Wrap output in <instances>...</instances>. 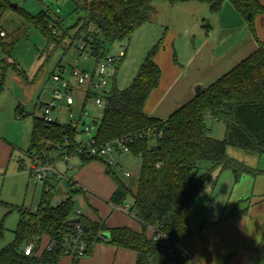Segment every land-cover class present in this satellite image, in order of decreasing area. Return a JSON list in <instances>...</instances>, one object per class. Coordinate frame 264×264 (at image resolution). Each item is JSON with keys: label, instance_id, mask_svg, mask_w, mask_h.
Masks as SVG:
<instances>
[{"label": "trees", "instance_id": "1", "mask_svg": "<svg viewBox=\"0 0 264 264\" xmlns=\"http://www.w3.org/2000/svg\"><path fill=\"white\" fill-rule=\"evenodd\" d=\"M167 1L174 4L188 0ZM198 1L208 3L210 10L217 13L224 0ZM229 1L256 37L255 20L264 11L262 2ZM80 8L85 16L79 37L83 33V40L92 39L85 51L91 48L97 60L105 55L100 36L112 42L130 39L138 27L158 12L154 0H89L75 10ZM10 11L20 13L25 22L37 27L48 43L56 41L58 25H51L48 11L32 15L18 6L13 7L10 0H0V33L4 32L2 19ZM160 47L161 42L147 53L128 87L118 88L114 80L103 94L101 117L94 120L95 145L128 139L130 152L141 158L137 180L126 183L115 176L116 189L110 198L115 205H123L131 196V211L141 229L108 227L104 220L92 219L78 211L72 218L73 196L82 193V189L73 188L74 184L70 182L68 197L53 204L54 187L47 188L44 184L35 210L24 205L10 206V211L18 212L19 220L12 242L0 250V264H64L70 245L77 237L85 245L84 257L93 254L97 243L105 242L117 248L134 250L136 264H183L185 257L170 250L169 246L161 245L153 237L163 234L170 241L180 244L191 236L192 204L200 191V184L195 178L201 162L210 161L222 171L230 170L235 183L244 174L258 173L230 157L227 147L235 146L264 154V42L258 40L255 51L214 82L202 87L200 93L180 105L166 119L145 112L146 100L158 88L162 76L161 67L154 59ZM3 81L4 75L0 90ZM16 116L19 119L32 117L30 144L26 151L29 158L48 162L64 154L78 155L81 144L77 139L80 133L78 126L46 121L35 113H26L20 105L16 108ZM207 118L224 122L223 139L211 135ZM23 164L24 160H21L20 168ZM76 218L79 222H72ZM78 225L82 228L81 233H78ZM204 227L202 223L201 228ZM105 232L110 234L107 239L102 237ZM31 241L35 242L33 254L26 255L23 248ZM51 243L54 246L48 251ZM81 258L75 253L71 264H81Z\"/></svg>", "mask_w": 264, "mask_h": 264}, {"label": "rangeland", "instance_id": "2", "mask_svg": "<svg viewBox=\"0 0 264 264\" xmlns=\"http://www.w3.org/2000/svg\"><path fill=\"white\" fill-rule=\"evenodd\" d=\"M88 1L10 0L12 5L32 15L43 10L49 12L52 18L51 25H58L55 33L56 41L51 43H48L37 27L25 22L21 14L16 11L7 12L2 19L5 35L0 39V82L4 75L3 87L0 90V250L12 242L19 220L18 212L10 211V206L24 205L35 210L44 187L42 182L30 175L33 162L26 155L32 132V117L17 118L16 108L21 105L28 113L41 116V111L35 106L39 99L45 103L51 95L54 74L72 79L71 72L74 67L94 70L97 58L90 52L81 53L79 50L83 35L81 33L79 37V30L85 12L81 8L75 10L78 5L83 6ZM154 5L158 10L157 14L138 27L130 39L124 38L112 42L100 36L105 48L104 56L118 59L114 67L108 68L107 88L111 87L114 80L118 88L128 87L147 53L159 42L161 47L154 59L160 58L159 62L167 80L172 81L177 78L174 67L183 68L188 72L187 68L190 65L186 62L195 47L206 39L205 32L202 35L193 34L196 30L195 25H192L193 20H197L200 25H206L207 32L212 28V40L217 37V33H220L221 27L216 23L215 15L206 2L188 0L171 4L167 0H154ZM123 48L125 56L118 58ZM193 65L190 68H193ZM197 86L201 84H195L194 91ZM75 97L76 102L72 107L75 115L79 116L85 103L84 109L89 113L88 117H84L87 123L92 124L101 117L103 107L95 105L94 97H89L84 102V93L80 89H75ZM67 109L65 107L62 109L63 115L66 114ZM58 112L59 109L53 110L51 115L56 116ZM206 123L214 138H224V122L207 118ZM95 131L96 128L91 130L90 134H81L82 138L87 139L94 135ZM12 148L14 149L11 156ZM227 153L258 173L244 174L239 182L235 183L234 175L230 170L222 171L210 161L201 162L199 174L195 178L200 184V191L192 204L193 226L197 220L200 223L205 218L204 209L208 208V211H211L215 207L217 214L228 213L238 199L240 204L248 202L247 198L251 196L257 179L259 184L264 182V154L235 146H228ZM21 160H24L23 168L19 165ZM85 160L79 155H74L71 163L75 169L69 172L68 176L77 181L78 186L92 191L100 199H108L114 187L115 176L126 182L136 181L142 163L141 158L131 152L123 157L114 153V160L119 161L120 164H109V172H107L109 158L104 157L102 160L94 157ZM57 168L60 171L66 169L63 163H58ZM126 171L131 176H125ZM70 182L72 181L66 177L59 182L56 179L50 180L54 187L53 204L58 203L59 198H67ZM245 198L246 200L242 201ZM88 208L81 196H73L72 218H75L77 210L86 212ZM95 249L96 245L94 251ZM101 262L105 263L104 258Z\"/></svg>", "mask_w": 264, "mask_h": 264}, {"label": "crops", "instance_id": "3", "mask_svg": "<svg viewBox=\"0 0 264 264\" xmlns=\"http://www.w3.org/2000/svg\"><path fill=\"white\" fill-rule=\"evenodd\" d=\"M260 1L264 5V0ZM214 15L216 23L221 28L213 40L212 28L207 32L206 25H200L197 20L192 22V25L197 27L194 35H202L205 32L206 39L195 47L186 62L190 65L187 68L188 72L183 68L174 67L177 78L168 81L159 62L160 58L155 59L161 67L162 76L158 88L154 89L146 100L145 112L148 115L166 119L175 109L196 95V88L195 91L193 89L195 84L199 83L201 87L208 86L255 51L258 40L264 42V11L255 20L257 38L229 0H224L221 10ZM192 65L193 68H190ZM50 97L51 95L45 103ZM40 103L44 102L39 99L35 107L39 109ZM23 109L28 113L25 108ZM13 149L10 152L11 156ZM116 154L123 157L126 153ZM112 156L114 160V154ZM113 163L120 164L119 161ZM69 172L71 171L66 173V177L74 184L73 188L82 189V193L78 195L89 206L86 212L77 211L92 219L104 220L108 227L130 226L135 230L141 229L139 221L133 215L110 201L116 189L115 182L108 199H100L92 191L78 186L77 181L69 178ZM257 183L258 179L253 185L248 202L240 204L238 199L228 213L217 214L215 207L211 211H208V208L204 209L205 218L200 223L197 220L195 226L192 225L191 215L192 234L179 244L185 254L183 264H264V182L258 185ZM125 203L132 205L133 198L127 197ZM202 223L205 224L203 229ZM72 258L73 254L68 253L63 263L71 264ZM103 258L104 264H136L134 250L117 248L105 242L97 243L94 254L81 258V264H103L101 262Z\"/></svg>", "mask_w": 264, "mask_h": 264}, {"label": "built area", "instance_id": "4", "mask_svg": "<svg viewBox=\"0 0 264 264\" xmlns=\"http://www.w3.org/2000/svg\"><path fill=\"white\" fill-rule=\"evenodd\" d=\"M1 36H4L5 33L1 32ZM89 41H92L90 38ZM89 41L81 40L79 45V50L81 53L90 52L92 54V49L90 48L88 51H85L86 46ZM125 56L124 48L120 52L118 58H122ZM117 58L114 57H101L97 60L94 71H88L85 69H80L74 67L71 72L72 79H65L61 75L54 74L53 75V88L51 91V97L48 102L40 103L39 110L42 113V117L46 121H57L59 123H70L72 126H78V130L80 131L77 136L78 141L81 143L78 155L83 156L86 159L97 157V158H109V163L116 162L113 160L114 153L125 154L130 152L128 146V139L116 140L113 143H109L103 146L95 145V141L93 136L88 137L87 139H83V133L90 134V131L96 128L94 121L92 124L86 122L84 117H88L89 113L84 109V104L82 106V111L79 116L73 113L72 107L76 102L75 97V89L81 90L84 93V102L87 101V98L94 97V102L97 107H103V94L105 91H108V75L107 71L110 66H115L117 62ZM68 108L66 114H62L63 108ZM59 109V112L56 116H52L51 113L53 110ZM95 119V118H94ZM67 143V139L64 140ZM74 155L64 154L61 157L56 158L53 161L41 162L39 160H32V165L30 168V175H33L38 181L47 185V188H51L52 184L50 183L51 179H56L58 182L66 177V173L68 171H72L75 169V166L71 163V159ZM58 163L65 164V171H60L57 168ZM131 174L126 171L125 176L129 177ZM67 178V177H66ZM62 199H58L57 202H61ZM121 210L133 215L131 211V205L124 203L119 206ZM79 212V211H78ZM78 233H81L82 228L77 226ZM154 240L160 242L161 245L169 246L170 250H175L176 253L185 257L184 252L181 250L178 243L170 241L168 237L165 235H157L153 237ZM54 246V243H51L47 250H51ZM35 248V242H28L23 251L26 255H32ZM85 245L77 237L73 243L70 245L69 253H72L73 256L75 253L80 257H84Z\"/></svg>", "mask_w": 264, "mask_h": 264}, {"label": "water", "instance_id": "5", "mask_svg": "<svg viewBox=\"0 0 264 264\" xmlns=\"http://www.w3.org/2000/svg\"><path fill=\"white\" fill-rule=\"evenodd\" d=\"M13 7H16V5H13ZM195 28H197V27H195ZM195 33H196V32L193 31V34H195ZM201 89H202L201 86H197V87H196V94L200 93ZM72 222L78 223V222H79V219H78V218H76V219H72ZM109 236H110V234H109L108 232H105V233L102 234V237H103V238H109Z\"/></svg>", "mask_w": 264, "mask_h": 264}]
</instances>
